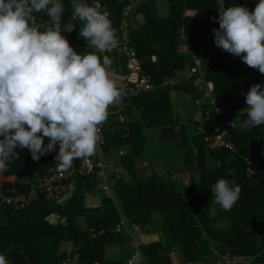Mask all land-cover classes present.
<instances>
[{
	"label": "trees",
	"instance_id": "1",
	"mask_svg": "<svg viewBox=\"0 0 264 264\" xmlns=\"http://www.w3.org/2000/svg\"><path fill=\"white\" fill-rule=\"evenodd\" d=\"M165 1L169 5L165 19H159L154 10L156 0H149L140 7L141 13H144V25L130 34L131 47L141 58L146 73L156 80L152 92L131 99L134 106L141 110V123H129L126 119L127 130L124 132L109 137L104 133L105 145L102 149L105 155L110 153V140L116 137L119 138L115 142L117 145L131 147L129 154L121 156L120 162L132 176L133 182L127 184L116 179L114 192L118 207L110 199L102 197L105 210L99 216L88 219L86 229L76 222V218L86 212L82 208L83 190L80 185L86 182L88 189L92 190L95 187L93 175L73 178L77 180V192L65 206L42 196L20 211L0 207V254L5 255L9 264H67V253L59 249L61 242H71L74 247L83 243L76 250L78 264H125L128 258L124 262L106 261L104 245L112 242L121 244L128 240L124 234L114 231L121 217L140 225L148 223L155 212L162 220L167 243L165 247L159 243L143 247L142 255L147 264H171L163 254L171 252L177 245L181 247L185 262L201 260L203 255L210 254L201 232H206L210 237L214 235V230L220 231V237L224 238L221 240L222 247L216 248L220 254L225 251H229L233 257L245 254L253 257L247 264H264V125L249 130L239 123L236 127L229 123L235 118L237 121L246 118L244 115L238 116L240 110L246 107L245 94L254 84L264 85V75L258 70L212 45L216 49L213 47L215 51L205 59V79L213 83L218 103L226 110L221 115L211 113L204 132L198 135L194 133L190 137L196 151L195 168L192 170L199 171L200 177L197 190L184 186L180 192L174 183L153 178L147 179L149 184L143 186L145 179L141 180L135 175L134 157L142 151L140 133L144 126L160 127L162 142L180 139L185 144V153L188 156L191 153L186 129L179 127L178 131L175 130L169 92L180 90L194 98L198 96L197 91L191 87H166L161 84V79L172 77L177 71H186L191 66L189 57L177 51V32L180 28L196 48L205 47L204 35L210 34L214 38L212 29L219 28V24L212 19L219 16L217 0ZM104 3L119 27L120 22L116 21L110 3L107 0ZM221 4L223 8L244 6L249 11L256 6L254 0H221ZM41 14L34 15L41 18ZM151 55L156 57L155 62H151ZM219 120L224 122L228 140L235 147L236 154L214 140ZM198 122L196 116L194 124L198 125ZM213 146L216 147L211 148ZM17 152L18 158H14L7 171L0 174V192L11 188L27 192L26 188L18 185L20 178L32 179L33 172L42 176L48 169L57 167L56 152L44 155L38 161L32 159L27 149H17ZM244 158L254 161L255 174L250 179L245 173ZM220 178L241 188L239 200L232 209L223 210V216L230 222L227 229L212 226L217 215L214 214L211 188ZM217 210L218 213L220 209ZM53 214L65 219V224L50 223L48 217ZM89 229L102 233L92 238ZM258 234L261 236L260 245L250 239Z\"/></svg>",
	"mask_w": 264,
	"mask_h": 264
},
{
	"label": "clouds",
	"instance_id": "2",
	"mask_svg": "<svg viewBox=\"0 0 264 264\" xmlns=\"http://www.w3.org/2000/svg\"><path fill=\"white\" fill-rule=\"evenodd\" d=\"M255 8L231 6L219 10L213 28L214 44L264 75V0ZM71 20L61 24L63 0H0V172L27 149L34 161L55 156L57 170L66 172L73 161L97 151V129L108 108L123 94L107 55L116 43V30L101 0H71ZM43 12L47 27L36 23ZM79 21V37L94 51L77 53L62 31L71 33ZM82 24V26H81ZM99 53V54H98ZM246 108L230 121L246 129L264 125V85L245 94ZM45 138H48L45 144ZM212 201L229 211L241 188L220 178L211 188ZM0 264H9L0 254Z\"/></svg>",
	"mask_w": 264,
	"mask_h": 264
},
{
	"label": "crops",
	"instance_id": "3",
	"mask_svg": "<svg viewBox=\"0 0 264 264\" xmlns=\"http://www.w3.org/2000/svg\"><path fill=\"white\" fill-rule=\"evenodd\" d=\"M107 1L110 3V7L113 9L112 11L114 13L116 21H119L120 27L127 32V37L130 44L131 32L140 30V28L144 25V13H141L140 7H143V5H145L149 0ZM86 2L90 6H92V0H86ZM63 4L65 7V13L62 14V22L64 24L71 20V0H63ZM65 4H67L68 7ZM154 10L159 19H165L169 12V5L165 0H156L154 4ZM45 16L46 15L42 12L41 18ZM72 23L75 25L74 30L71 33L65 32V37L68 39L70 45L74 48V50L77 51V53L86 54L90 51H94L90 47H87L86 41L78 35L80 31V22L73 20ZM99 55L103 56L106 54L103 53ZM107 56L112 60L111 71H113L115 79L121 84L123 72L122 61L115 55ZM152 56L154 55H151V57ZM184 74L185 70L177 71L175 75L182 76ZM169 93L172 105V118L176 123L175 130L178 131L179 127H183L186 129V133H188L187 124L190 123V119L192 118V124L194 126L195 121V110L192 108V99L188 94L180 90H173ZM124 117L129 123H141V110L134 106L132 100L126 107ZM186 117L188 119L187 121ZM122 120L124 121V118ZM122 120L117 113L115 105L110 106L108 108L107 119L103 122L105 136H117L119 133L127 130L125 122H122ZM160 130L161 128L158 126L152 128L144 126L142 128L140 133L142 151L138 156L134 157L135 175L141 180L145 179V181L143 182V186L149 184V181L147 179L153 178L156 181L167 180L174 183L176 189L180 192H182V187L184 186H192L195 190H197L200 177L199 171L192 170L195 168L196 151L193 149L192 144L190 145L191 142L189 143L191 153L188 156L185 153V144L180 139H175L169 142H162ZM123 137L124 139L127 138L126 135H124ZM117 139L119 140L118 137L110 140L112 142V145L110 147L109 154L105 155L102 149L101 153L96 152L93 156H90L94 161H98L100 167L97 169H99L98 172H101V175L99 177L94 176L95 187L92 190L88 189L86 182L80 185V188H82L83 190L82 208L86 212L78 216L76 218V222L77 225L83 229L87 228L88 219L99 216L105 210V207L102 204V197L110 199L115 204V206L118 207V200L114 192L116 179H121L127 184L133 182L132 176L120 162L121 156L129 154L131 147L128 145H117L115 143ZM47 142L48 138H45V144H47ZM56 149L57 154L58 146L56 147ZM6 171L0 172V174L5 173ZM191 172H193V175H191ZM39 176L40 175L37 172H33L32 179L22 177L18 180V185L27 189V183L35 181ZM105 188L109 189L110 195H106L104 193ZM76 192L77 180L74 179L67 186V192L62 200L61 206H65L70 197ZM217 209H220L218 213ZM190 212L193 213V210L191 209ZM214 214L217 216L212 226L215 227V229H227L230 224L229 219L223 216V209L218 208L217 204H215ZM48 221L53 224L58 222H60L61 224H65V219H60L57 215L54 214L48 217ZM126 221L131 224V222H129L127 219ZM137 226H139L140 228V232L137 238L140 243L141 251L143 247L152 243H159L163 247L166 246L167 239L162 229V220L158 213H152L150 216V221L148 223L140 225L137 224ZM91 230L92 229H89L90 234ZM114 231L116 233H120L115 229ZM213 232L214 235L210 237L206 234V232H201V238L208 243L210 249V254L204 256L201 260H192V262H185L181 247L178 245L174 246L171 252L164 253L163 256H165L171 264H215L216 259L220 255L216 248L222 247L221 240H223L224 238L220 237V231L214 230ZM121 234L123 235V233ZM124 236L128 238V240L124 243L120 244L118 242H112L104 245V259L106 261L118 260L124 262L132 255L134 251L131 243L132 237H129V235L125 234ZM250 239L254 242L256 240L257 245H260L261 236L259 234ZM82 245L83 243L79 244L77 247H74L71 242H61L59 249L65 252L67 250L71 251V255H73L72 257H75L74 261L76 262V264H78V254L76 250ZM198 247H200V243L198 244ZM240 251L244 252V250ZM192 258L196 257L192 256ZM143 259L145 261V264H147L146 259ZM252 259L253 257L247 256L245 254H240L234 257L235 264H247Z\"/></svg>",
	"mask_w": 264,
	"mask_h": 264
},
{
	"label": "built area",
	"instance_id": "4",
	"mask_svg": "<svg viewBox=\"0 0 264 264\" xmlns=\"http://www.w3.org/2000/svg\"><path fill=\"white\" fill-rule=\"evenodd\" d=\"M100 11L106 12L112 22L113 28L116 30L117 43L105 54L115 55L122 61V82L123 94L120 100L115 104L117 113L120 119L124 118L126 107L129 105L131 99L141 95L147 94L154 90L156 85L155 78L148 75L143 67L141 58L137 55L136 51L130 46L127 32L120 26H116L115 20L112 16L108 6L101 1ZM36 18V23L41 27H47L45 21L47 17ZM63 27V22L61 20ZM65 36V32L62 31ZM178 46L177 51L179 54L187 55L191 61V66L185 71V74L174 75L172 77H164L161 79V84L166 87H191L197 91L198 96L192 99V108L195 110L194 117L198 116V125L194 124V133L200 134L205 130L206 122L209 120L211 113L221 115L226 109L218 103V98L214 91V85L211 81L205 79L204 62L208 54L203 48H196L189 40V37L184 32L183 28L178 30ZM208 51V50H207ZM151 62H155L156 58L152 56ZM217 135L214 140L219 142L221 147L236 154V149L233 144L228 140L227 130L224 122L219 120V126L215 129ZM99 137L97 145V153H101L105 145V136L103 132V124L97 129ZM208 139L206 138L205 141ZM213 146L211 148H215ZM245 173L247 178L254 176L253 169L254 161L252 159L244 158ZM218 165V164H217ZM100 165L96 164L93 158L84 157L73 161L72 168L66 172H60L57 167L48 169L45 174L39 176L35 181L27 183V192H21L17 189H7L0 192V207L11 210L20 211L39 200L40 197H46L50 201L62 203V200L67 192V186L75 176L85 177L93 175L99 177L101 172L97 168ZM106 195H110L109 189L104 190ZM117 232L129 235L132 237V246L134 251L132 255L125 261V264H145L140 243L137 238L140 228L136 224H129L125 218L121 217L120 222L116 226ZM102 232L95 233L91 230L92 237H95ZM67 253V264H76L75 257L71 256V251ZM215 264H235L234 257L229 251L220 254L215 261Z\"/></svg>",
	"mask_w": 264,
	"mask_h": 264
},
{
	"label": "rangeland",
	"instance_id": "5",
	"mask_svg": "<svg viewBox=\"0 0 264 264\" xmlns=\"http://www.w3.org/2000/svg\"><path fill=\"white\" fill-rule=\"evenodd\" d=\"M217 2H218V4H219V10H221V9H223V7H222V4H221V0H217ZM204 41H205V43H206V46H205V49H207V50H205L207 53H209V54H212L213 52L212 51H215L214 50V48L212 47V45H214V38L210 35V34H206V35H204ZM242 110V109H241ZM241 110H240V112H241ZM188 119H187V117H186V121H187ZM189 123V122H188ZM194 127L195 126H193V124H192V118L190 119V123L189 124H187V131H188V133H187V136H188V146H190L191 145V143H190V137L194 134V132H193V129H194ZM189 143H190V145H189ZM67 251H69V250H67ZM208 251H209V249H208ZM205 254H207V251H206V253ZM205 255H203L202 257H204ZM203 259V258H202Z\"/></svg>",
	"mask_w": 264,
	"mask_h": 264
},
{
	"label": "water",
	"instance_id": "6",
	"mask_svg": "<svg viewBox=\"0 0 264 264\" xmlns=\"http://www.w3.org/2000/svg\"><path fill=\"white\" fill-rule=\"evenodd\" d=\"M95 163L98 164V161L96 160ZM97 170H99V169H97Z\"/></svg>",
	"mask_w": 264,
	"mask_h": 264
}]
</instances>
